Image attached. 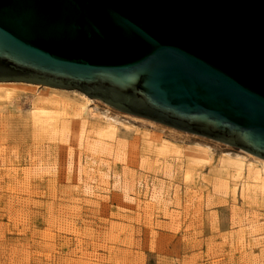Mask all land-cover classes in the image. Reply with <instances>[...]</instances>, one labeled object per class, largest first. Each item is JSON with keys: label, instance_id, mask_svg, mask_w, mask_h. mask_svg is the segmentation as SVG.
I'll list each match as a JSON object with an SVG mask.
<instances>
[{"label": "rangeland", "instance_id": "rangeland-1", "mask_svg": "<svg viewBox=\"0 0 264 264\" xmlns=\"http://www.w3.org/2000/svg\"><path fill=\"white\" fill-rule=\"evenodd\" d=\"M47 86L0 98V264H264V189L218 168L242 149L117 109L129 128L99 137L35 107L45 92L82 101ZM34 110L74 128H40ZM195 144L210 145L212 160L191 161Z\"/></svg>", "mask_w": 264, "mask_h": 264}, {"label": "water", "instance_id": "water-1", "mask_svg": "<svg viewBox=\"0 0 264 264\" xmlns=\"http://www.w3.org/2000/svg\"><path fill=\"white\" fill-rule=\"evenodd\" d=\"M0 81L78 89L264 159V0H0Z\"/></svg>", "mask_w": 264, "mask_h": 264}, {"label": "bare ground", "instance_id": "bare-ground-1", "mask_svg": "<svg viewBox=\"0 0 264 264\" xmlns=\"http://www.w3.org/2000/svg\"><path fill=\"white\" fill-rule=\"evenodd\" d=\"M15 83H22L23 85L18 86ZM36 86H40V84L31 83V82H24V81H0V98L3 96L4 97H10L11 94L14 93L15 88H17V87H21L25 91L31 90V93H32V91L36 89ZM44 86H46V85H44ZM47 87L52 88V89H61V88H57V87H53V86H47ZM71 93H72V91H71ZM79 95H80V98L82 100L81 102H76L74 100H70L69 98H66L62 95H56V94H53L51 92H45V93L38 95L37 97L35 96V99L33 100V105L35 107L40 106V105H49L50 107H53L54 109H59L61 111L60 113L62 115H65V116L71 115L72 117L76 116V117L81 119L84 127H90L91 132L93 134L95 133L99 137H115V135L117 134V130H119L118 128L120 125H124L126 128H129V124L122 122L118 118L119 116L117 117V115L112 114L111 111H114L115 108H113L109 104L101 101L100 99H97L99 102H101L102 104L105 105V108L103 111L99 110V109L97 110V109H95V106L94 107L91 106L92 102L95 101L94 98L86 95L85 93H81ZM31 97H32V95H31ZM47 114H50V113L45 112V110H39V111L34 110L32 112V115H33L32 117H35L34 122H36L37 125L40 126V128H43L46 130L52 129V130H56L57 132H62V133H65V132L67 133L69 131V129H70V131H72L71 130L72 127L69 128L70 127L69 125L71 123H68L69 125H67L63 122L64 124H62L60 127L59 124L55 125V123L52 120H46L45 122L38 120L41 115H47ZM132 116L139 117L136 115H132ZM140 118H142V117H140ZM143 119H146V118H143ZM69 120H70L69 122H71V119H69ZM151 121L153 123L160 124L159 122H155L153 120H151ZM161 125H163V124H161ZM73 128H74V126H73ZM170 128L173 130H178V129L173 128V127H170ZM82 129H83V127H82ZM160 130H162V129H160ZM85 131H87V130H85ZM178 131L181 132L184 130L179 129ZM184 132L190 133L187 131H184ZM150 137H153V136L150 135ZM160 139L165 141L161 145L162 150H165L168 147L167 143L169 142V140L166 138H163V137H160ZM157 142H158V139H157ZM217 142H219V141H217ZM188 150H189L188 157L193 162L210 161L213 158V152H212L213 150H212L210 145L195 144L194 146H192ZM224 153H225V154H223L224 156H222L218 160V166H219L218 168L220 169V171L223 170L225 173H227L233 177H236V181H238L237 177L242 178V179L244 178L245 179L244 184L247 187H249L251 184H255V185L261 186L264 189V159L263 158L256 156L250 152L244 151V150H242V153H233L231 151H227ZM248 157H252V160H247ZM197 164H199V163H197ZM203 165H205V164H203ZM231 176H230V178H232ZM227 183H228V180H227ZM243 186L244 185L242 184V187ZM246 186H244V187L246 188ZM243 190H244V188H243ZM243 190L241 189V191H243Z\"/></svg>", "mask_w": 264, "mask_h": 264}]
</instances>
